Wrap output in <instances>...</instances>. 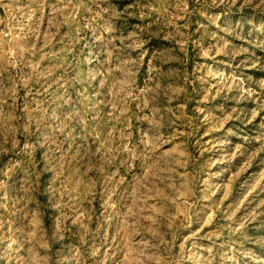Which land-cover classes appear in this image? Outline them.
Masks as SVG:
<instances>
[{"label": "clouds", "instance_id": "1", "mask_svg": "<svg viewBox=\"0 0 264 264\" xmlns=\"http://www.w3.org/2000/svg\"><path fill=\"white\" fill-rule=\"evenodd\" d=\"M0 12L6 250L28 245L24 264H214L223 228L261 215L217 224L264 193L262 171L225 203L264 154V0H29ZM246 12L247 35L239 19L221 24Z\"/></svg>", "mask_w": 264, "mask_h": 264}, {"label": "rangeland", "instance_id": "2", "mask_svg": "<svg viewBox=\"0 0 264 264\" xmlns=\"http://www.w3.org/2000/svg\"><path fill=\"white\" fill-rule=\"evenodd\" d=\"M29 0H0L2 3H11L14 6L22 7L27 5ZM0 15H3L0 12ZM244 27V34H248L250 25L246 23L248 19H251L250 14L247 12L243 15H234L229 17H224L221 20V24H230L235 26L237 20ZM253 35L255 33L253 32ZM235 131V129H234ZM222 138H228L226 134H221ZM235 140V137H230ZM254 144V142H253ZM252 145L246 144L245 149L247 150ZM228 150H231L229 145ZM247 152H245V155ZM244 159V156H239L231 164L218 165L216 168L217 176L213 177V182H223L228 177L229 171H233L238 167ZM2 164V162H0ZM264 171V154L253 163L250 169L246 170L241 174L236 183L233 185L232 190L229 195V199L225 201L226 204L231 203L235 206L243 193L247 188L255 182V179L260 172ZM13 182L10 180L8 182V188L6 189L9 194H12ZM3 191V190H0ZM220 195L219 193L217 194ZM259 212L261 215L257 216L255 220L250 221L241 230V232L233 234L227 227L223 228V235L216 241L213 247V252L215 254L214 264H264V193H253L249 197V202L237 212L236 217L233 221H226L222 217L217 218V224L224 226L231 224L235 226V223L240 220L243 216L248 215L251 212ZM4 213L3 209H0V220L3 219ZM21 223L20 220H16L13 227H17ZM44 223L47 228L51 229L55 225V213L49 214L45 211ZM7 226L5 225V228ZM65 245L68 243L66 238L63 242ZM197 243L207 245L210 242L207 240H198ZM6 241L0 240V264H5V258L8 255L19 256L21 258L20 264H24L27 258L31 255L27 252L28 245L24 246L19 253H11L5 248ZM54 248H61L60 244L54 245ZM39 254H43V250H39ZM61 254H67V249L63 248ZM204 256H207V252H203ZM232 258H228V257ZM8 264H13V261H8ZM71 264V262H69Z\"/></svg>", "mask_w": 264, "mask_h": 264}]
</instances>
